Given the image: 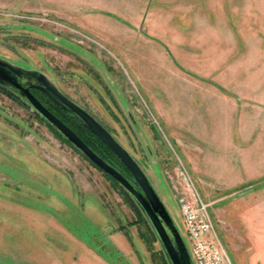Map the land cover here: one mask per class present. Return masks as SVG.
I'll use <instances>...</instances> for the list:
<instances>
[{
    "label": "rangeland",
    "instance_id": "rangeland-1",
    "mask_svg": "<svg viewBox=\"0 0 264 264\" xmlns=\"http://www.w3.org/2000/svg\"><path fill=\"white\" fill-rule=\"evenodd\" d=\"M130 2L0 0V59L43 74L107 130L149 180L187 248L177 200L190 196L189 181L230 263L264 264V179L239 192L211 186L206 192L194 172L196 165L211 181L218 167L207 155L209 144L193 137L201 128L196 126L220 119L210 108L219 102L193 76L209 64L175 63L144 32H130L103 14L97 19L102 33L62 16L69 12L82 20L96 7L125 19ZM235 54L244 55V48ZM240 203L245 231L231 212ZM163 259L144 219L114 182L28 106L0 90V264H164Z\"/></svg>",
    "mask_w": 264,
    "mask_h": 264
},
{
    "label": "crops",
    "instance_id": "crops-1",
    "mask_svg": "<svg viewBox=\"0 0 264 264\" xmlns=\"http://www.w3.org/2000/svg\"><path fill=\"white\" fill-rule=\"evenodd\" d=\"M123 10L128 21L96 7L82 20L69 12L62 16L80 29L102 33L97 19L105 15L130 32H144L175 63H208L207 70H194L193 76L203 82L199 89L219 102L210 108L220 112V119L199 124L193 137L209 144L207 155L218 167L216 178L205 181L195 165L197 181L206 192L208 187L239 192L247 183L263 180L264 0H131ZM241 48L244 55H236ZM244 205L232 206L231 212L245 231Z\"/></svg>",
    "mask_w": 264,
    "mask_h": 264
},
{
    "label": "water",
    "instance_id": "water-1",
    "mask_svg": "<svg viewBox=\"0 0 264 264\" xmlns=\"http://www.w3.org/2000/svg\"><path fill=\"white\" fill-rule=\"evenodd\" d=\"M0 88L14 94L26 106H29L32 113L43 119L53 131L61 137L90 165L98 169L100 174L106 175L127 194V197L134 203L135 207L145 219L149 230L153 233L155 243L159 245V251L165 259V264H193L189 250L184 243L181 231L174 223L161 202L157 193L153 190L149 180L145 177L131 155L116 142L98 123L76 104L66 99L50 79L43 74L14 66L0 59ZM29 89H36L52 99L62 111L75 117L78 123L91 135L102 142L119 162L126 168L131 176V181L126 179L116 168L107 163L104 159L94 153L86 143L82 142L72 130L66 127L58 118L45 110L35 98L29 93Z\"/></svg>",
    "mask_w": 264,
    "mask_h": 264
},
{
    "label": "built area",
    "instance_id": "built-area-1",
    "mask_svg": "<svg viewBox=\"0 0 264 264\" xmlns=\"http://www.w3.org/2000/svg\"><path fill=\"white\" fill-rule=\"evenodd\" d=\"M188 181L190 196L181 195L177 200L181 229L189 244L193 264H231L197 192Z\"/></svg>",
    "mask_w": 264,
    "mask_h": 264
},
{
    "label": "trees",
    "instance_id": "trees-1",
    "mask_svg": "<svg viewBox=\"0 0 264 264\" xmlns=\"http://www.w3.org/2000/svg\"><path fill=\"white\" fill-rule=\"evenodd\" d=\"M6 93V92H5ZM9 94L10 96H13L12 94L10 93H7ZM46 108L51 111L57 118H59V121H61L66 127H68L70 130H72V133H74L82 142L86 143V145L94 152L96 153L98 156H100L102 159H104L107 163H109L113 168H115L116 166L112 163V161L110 160L109 157L115 159L114 155H112V153L103 145V143L101 142H98V140L92 136L87 130L83 129L82 126L79 124V123H76L75 121H72V120H67V118L62 115L63 113L61 112H58L57 111H53V109H50L48 106H46ZM57 113V114H56ZM58 115H61L62 117L64 118H61L59 117ZM38 118V117H37ZM39 119V118H38ZM41 122L45 123L43 121V119H40ZM70 123H76L83 131H84V137H81L77 134V132L75 130L72 129V126L70 125ZM47 125V124H46ZM57 133V132H56ZM61 138V137H60ZM62 139V138H61ZM116 160V159H115ZM119 163V162H118ZM120 164V163H119ZM104 175V174H102ZM106 178H108L106 175H104ZM109 179V178H108ZM110 180V179H109ZM112 181V180H111ZM114 182V181H113ZM114 184L120 189V191L125 195V197L127 198V200H129V202L132 203V205L135 207L134 203L130 200L129 197H127V194L116 184V182H114ZM136 210L138 211V208L136 207ZM139 212V211H138ZM140 214V212H139ZM141 216V214H140ZM143 219V217H141ZM144 223L146 224L145 222V219H144ZM147 226V224H146ZM148 228V226H147ZM149 229V228H148ZM149 232H151L149 230ZM153 233L151 232V236L153 238ZM154 240V238H153ZM155 241V240H154ZM160 252V251H159ZM161 254V253H160ZM163 258V256H162ZM165 259H163V263L165 264Z\"/></svg>",
    "mask_w": 264,
    "mask_h": 264
},
{
    "label": "flooded vegetation",
    "instance_id": "flooded-vegetation-1",
    "mask_svg": "<svg viewBox=\"0 0 264 264\" xmlns=\"http://www.w3.org/2000/svg\"><path fill=\"white\" fill-rule=\"evenodd\" d=\"M87 38V37H86ZM0 90H2V91H4V92H6V93H9V92H7V91H5V90H3V89H1L0 88ZM37 92H39L38 94L43 98V100H39L37 97H36V94H37ZM60 92V91H59ZM29 93H31V95L35 98V100L36 101H38L41 105H43L44 106V108H45V110H47V111H49L47 108H46V106H48L46 103H48V101H49V103H50V105H52L51 107H53V111L55 110V111H57V113L58 112H61V113H63L62 115H64L66 118H67V120H72V121H75L76 123H78V121L75 119V117H71V115L70 114H68L67 112H65V111H62L60 108H58V105H56L53 101H52V99H50L49 97H47L46 95H44V93L43 92H40V91H38V90H36V89H29ZM61 93V92H60ZM10 94H12V93H10ZM13 96H14V94H12ZM64 96V95H63ZM15 97V96H14ZM65 97V96H64ZM17 98V97H16ZM66 99H68L71 103H74V104H76L75 102H73V101H71L69 98H67V97H65ZM18 99V98H17ZM18 100H20V99H18ZM21 101V100H20ZM22 102V101H21ZM23 103V102H22ZM24 104V103H23ZM25 105V104H24ZM76 106H78V104H76ZM80 109H82L83 111H84V113L86 112L89 116H91L88 112H87V110L85 109L84 110V108H81L80 106H78ZM28 108H29V106H28ZM30 109V108H29ZM31 110V109H30ZM32 112V111H31ZM53 116H55L51 111H49ZM35 117H38L35 113H32ZM56 117V116H55ZM91 117H93V116H91ZM39 118V117H38ZM57 118V117H56ZM40 119V118H39ZM59 119V118H58ZM93 119H94V117H93ZM95 120V119H94ZM96 121V120H95ZM97 122V121H96ZM98 123V122H97ZM98 125H100V124H98ZM101 126V125H100ZM102 127V126H101ZM83 128V127H82ZM103 128V127H102ZM84 129V128H83ZM104 129V128H103ZM106 130V129H105ZM106 132H107V130H106ZM108 133V132H107ZM109 134V133H108ZM110 135V134H109ZM93 136V135H92ZM96 138V137H95ZM97 139V138H96ZM98 140V139H97ZM98 142H100V141H98ZM102 143V142H101ZM104 145V144H103ZM105 146V145H104ZM106 147V146H105ZM107 148V147H106ZM108 149V148H107ZM109 150V149H108ZM110 151V150H109ZM111 152V151H110ZM112 153V152H111ZM112 155H114V154H112ZM114 157H115V155H114ZM115 159L119 162V160L115 157ZM120 163V162H119ZM113 168V167H112ZM116 168V170H118L126 179H128L129 181H131L132 183H133V181H132V179H131V176H130V174L128 173V171H126V168L120 163V168L119 167H115Z\"/></svg>",
    "mask_w": 264,
    "mask_h": 264
}]
</instances>
